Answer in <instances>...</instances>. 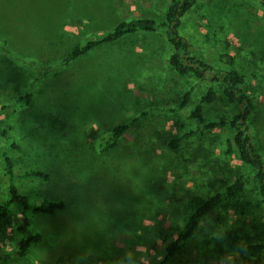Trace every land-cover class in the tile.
Listing matches in <instances>:
<instances>
[{
    "label": "rangeland",
    "instance_id": "1",
    "mask_svg": "<svg viewBox=\"0 0 264 264\" xmlns=\"http://www.w3.org/2000/svg\"><path fill=\"white\" fill-rule=\"evenodd\" d=\"M168 3L0 0V110L32 86L29 104L10 118L16 185L31 202L65 205L54 215L29 216L42 242L25 257L15 252L20 216L13 210L0 227V264H56L59 258L63 264H156L192 210L244 170L223 153L224 127L185 140L177 151L168 147L170 138L195 126L188 117L193 104L179 107L193 82L168 66L170 46L162 33L126 36L60 66L84 39L122 21H163ZM180 33L192 54L209 60L228 53L243 74L264 76L259 0H201L183 18ZM244 90L254 104L249 123L256 150L264 157V78L249 79ZM200 95L195 92L193 101ZM234 111L219 103L206 108L205 117L217 121ZM6 114L0 112V133ZM117 124H128L123 138L100 150ZM29 171L47 178H24ZM5 198L0 163V202ZM236 213L234 202L213 212L179 264H242L239 246L251 232L232 224ZM248 220L264 231L262 212L253 209Z\"/></svg>",
    "mask_w": 264,
    "mask_h": 264
},
{
    "label": "trees",
    "instance_id": "2",
    "mask_svg": "<svg viewBox=\"0 0 264 264\" xmlns=\"http://www.w3.org/2000/svg\"><path fill=\"white\" fill-rule=\"evenodd\" d=\"M200 1L169 0L163 21L132 18L91 35L64 54L60 66L65 67L93 49L113 44L126 36L162 33L170 46L168 66L176 75L193 82L192 87L182 92L179 107L184 108L193 104L188 117L195 126L182 136L170 138L167 142L168 147L172 151H177L185 140L195 138L202 140L215 128L224 127L229 131V136L225 139L223 153L228 157L237 158L244 170L234 180L222 182L220 191L192 210L177 235L164 246L161 260L156 264H179L180 259L186 256L188 247L201 224L227 202L236 203L237 213L232 224L238 227V231L246 225L251 232L239 246L242 264H264V231L254 221L248 220L253 209L264 214V157L256 150L255 138L249 123L254 104L244 90L246 81L264 76L243 74L236 68L233 56L228 53H216L211 55L209 60L191 53L190 44L181 35L180 27L185 15ZM259 1L264 7V0ZM31 87L26 94L19 96L12 106H4L0 110L1 113L7 112L0 133L2 141L0 163L6 184V198L0 202V227L13 210L19 214L20 218L14 227L18 237L15 252L19 257H25L33 245L42 242L41 234L30 229L29 216L54 215L65 208L64 203L60 201L31 202L20 193L16 185L18 175L9 153L17 150V144L11 135L10 118L15 115L17 109L29 104ZM197 91L201 95L194 102V94L198 93ZM219 103L230 105L235 109V113L226 119L220 117L217 121H208L205 117L206 108H213ZM127 130L128 124L114 126L108 136L101 141L100 150L113 149ZM23 176L38 180L47 178V175L40 171H29ZM249 189L254 194L246 196ZM63 262V258H59L56 264Z\"/></svg>",
    "mask_w": 264,
    "mask_h": 264
}]
</instances>
